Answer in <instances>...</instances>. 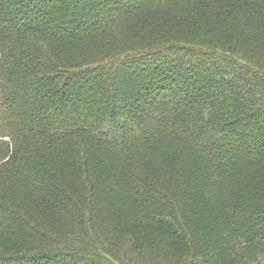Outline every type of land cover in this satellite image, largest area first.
<instances>
[{"label":"trees","instance_id":"trees-1","mask_svg":"<svg viewBox=\"0 0 264 264\" xmlns=\"http://www.w3.org/2000/svg\"><path fill=\"white\" fill-rule=\"evenodd\" d=\"M216 36L264 0H0V264H264V53Z\"/></svg>","mask_w":264,"mask_h":264},{"label":"rangeland","instance_id":"rangeland-1","mask_svg":"<svg viewBox=\"0 0 264 264\" xmlns=\"http://www.w3.org/2000/svg\"><path fill=\"white\" fill-rule=\"evenodd\" d=\"M247 35H250V34H246L244 37L247 38ZM216 37L218 38V36H216ZM218 39H222L223 41H227L228 43H230L231 47L236 49V51H238V53H240V54H244V52L245 53L246 52L247 53H262V52L264 53V51H262L263 49H261L262 47L259 46L258 44L253 43L252 40H249L248 42L242 43L240 41L236 42L235 39L227 38V37H219ZM98 236H99V234H98ZM101 244H102V246L103 245L104 246L109 245V243H106L103 240L101 241ZM107 251L110 252V250H107ZM180 256H181L180 252L176 251L175 249L173 251L168 250V249L161 250L160 252H158L156 254V256H154L150 260V263L151 264H180ZM141 257H142V255H141ZM120 259L121 260L124 259V262L127 261L131 264H135L137 262L138 258L136 256H134L133 254L126 253Z\"/></svg>","mask_w":264,"mask_h":264}]
</instances>
